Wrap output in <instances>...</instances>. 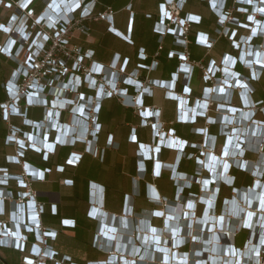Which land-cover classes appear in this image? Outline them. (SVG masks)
Segmentation results:
<instances>
[{
    "label": "built area",
    "instance_id": "2783aa9c",
    "mask_svg": "<svg viewBox=\"0 0 264 264\" xmlns=\"http://www.w3.org/2000/svg\"><path fill=\"white\" fill-rule=\"evenodd\" d=\"M36 1L0 0V9L11 12L7 22L0 23V32L6 37L0 55L13 64L3 84L6 99L0 103V119L7 124L4 146L13 151L4 156L6 167H0V249L18 252L21 264H74L58 261L50 245L57 231L42 226L41 216L47 205L38 200L39 193L32 187L43 182L51 169H35L25 161V155L34 153L47 162L57 148H74L77 144H83L84 151L89 152L101 130L98 114L102 103L116 99L137 110L141 127L151 128L152 145L137 143L138 155L152 161L151 156L156 159L161 150L175 151L179 153L177 167L182 160H194L196 170L189 177L175 170V177L185 184L177 190L182 195L185 189L197 186L205 197L188 194L185 210L179 211L164 200L166 216L179 218L181 224L179 236L170 237L168 247L161 244V233L148 220L140 223V229L147 230L150 249H145V239L136 247L121 246V240H117L113 250L106 253V262L87 264H264V121L257 119L264 116V101L252 98L253 84L259 83L264 73V0H201L216 17L215 37L198 32L196 43L210 52L223 38L233 51L225 53L219 62L209 60L206 67L191 61L187 52L189 30L200 23V16L180 17L186 0H161L154 31L161 38L171 35L183 50L168 54V58L177 55L179 64L168 84L140 80L139 70L153 71L157 61L126 72L128 59L120 66L117 62L104 66L93 60V50L71 42L79 36L90 37L86 23L105 22L108 32L132 45V18L123 36L114 29L115 12L106 8L96 13L95 0H40L43 9L39 14L33 8ZM137 57L146 59L143 52ZM194 69L201 71L206 86L200 98L191 99L189 81ZM179 75L185 80L180 95L175 92ZM158 86L168 87L167 99L176 102L177 124L193 126L198 119L204 120V127L194 131L201 136V143L181 139L171 128L165 130L159 121L161 110L144 107V99L152 97V89ZM34 108L42 110L40 120L28 119V110ZM65 114L67 122L63 121ZM12 118H19L22 126L12 125ZM211 126L218 127V135L209 133ZM129 141L136 143L135 129ZM82 156L83 152L72 150L67 162L75 168ZM14 165L19 167L18 173L9 171L8 166ZM157 168L153 175L158 178L163 168L160 166L156 173ZM56 170L62 172L64 166ZM234 171L248 175L251 184L236 188ZM63 184L73 183L64 180ZM222 188L230 190L229 198L222 197ZM152 197L151 203H161ZM49 208L55 216L56 205ZM160 214L154 210L151 216L163 219V212ZM102 215L99 206L89 207L90 219L99 220ZM60 225L74 228L75 222L61 220ZM243 232L247 235L242 248L236 247L235 240ZM108 233L98 230L97 236L102 239ZM151 253L157 255L152 261ZM124 255L136 258L127 262Z\"/></svg>",
    "mask_w": 264,
    "mask_h": 264
},
{
    "label": "crops",
    "instance_id": "0c3cea01",
    "mask_svg": "<svg viewBox=\"0 0 264 264\" xmlns=\"http://www.w3.org/2000/svg\"><path fill=\"white\" fill-rule=\"evenodd\" d=\"M95 2V11L102 12L106 8H110L115 12L114 29L123 36L127 33L129 20L132 18V23L134 21L132 33L134 45H129L122 37L108 32V25L105 22L86 23L91 31L90 37L87 39L83 36L76 37L73 39L74 43L85 49L93 50V60L104 66L114 65L116 62L120 66L123 60L129 58L126 72L138 68V62L142 61L138 59V53L143 52L148 57L147 64L158 60V44L161 43L163 37L158 39L152 32V26L157 19L159 0H95ZM33 8L39 14L43 9L42 2L37 0ZM185 12L203 16L205 22L211 20L213 14L199 0H188ZM10 14V11L0 9V23H6ZM209 30L208 26H204V32ZM5 38V34L0 32V45L4 44ZM165 43L169 47L168 38H166ZM226 50L227 47L222 46H216L210 52L205 50L199 63H206L212 59L219 62L221 53ZM173 67V62L166 60L163 53L161 54L159 70L151 72L140 69V80H157L160 83L167 82L168 84L167 76ZM12 68L13 64L0 55V102L6 99L3 84L8 79ZM197 71L199 75V69ZM199 83L197 76L191 85L196 92L194 98L200 92ZM182 86H184L183 82L176 85L175 92L178 95L181 92L179 88ZM253 87L255 89L252 96L253 100L264 99V73L261 81L253 84ZM167 90L168 87H154L152 97L144 99V107L160 109L159 121L164 124L165 130L176 128L178 131L176 135L180 136L181 139L185 138L181 137V132L191 134L193 139H188V142L195 143V128L204 127V121L193 126L177 124L174 104L167 99ZM98 115L101 130L96 141L92 142L89 152L84 151L83 144H77L74 148H57L54 155L49 156L47 162L41 160L37 154L29 153L27 155V162L35 169H51L43 182H36L32 187L34 191L39 193L38 200L47 205L41 216L42 226L48 230L57 231V238L50 245L57 252L58 261L67 262L69 260L75 264L106 262L108 259L106 253L113 250L117 240L118 242L121 240V246L127 244L128 247L131 245L136 247L141 245L145 239V249H150L149 234L147 230L140 229V223H145L148 220L151 221V226L156 227L157 231L161 233V244L163 246L167 244L168 247L170 237L179 236L181 224H179V218L176 220L171 216H166L168 212L165 210L164 200L170 203L175 211H179L180 208H185L186 201L189 199L188 194L205 197V194L196 190L195 187L193 191H184L182 195L177 190V188L185 185L181 178L175 177V170L180 165L177 167L179 153L161 150L156 159L154 154L151 156L152 161H144L138 155V148L135 143L128 139L131 130L135 129L138 143L144 145H152V136L147 127L140 126L142 117L137 110L121 104L116 99H111L103 102ZM27 117L37 121L42 118V112L38 108L29 109ZM68 119V115L65 114L63 121L67 122ZM257 119L264 121V116L259 115ZM10 123L17 127L22 126V121L19 118H12ZM210 130L215 131L216 128L211 127ZM6 134L7 124L0 120V167H6L4 156L13 153L11 148L3 145V138ZM201 142L202 138L199 140V143ZM72 150L79 153L83 152V156L75 168L67 162ZM191 152L195 153V151ZM156 165L158 167L156 173L159 172L160 166L163 168L158 178L153 175ZM57 166H64V170L62 172L56 170ZM8 168L11 173L20 171L16 165L8 166ZM195 170L194 160L187 162L184 160L182 169L176 171L186 173L189 177ZM233 174L236 176V188H244L251 184V178L248 175L238 171H234ZM176 179H178L177 187L175 185ZM64 180H72V186H65ZM221 195L223 198H229L230 190L222 188ZM151 196L155 200L160 199L161 203L159 200L158 203H151L149 201ZM250 197H253L251 193L249 194ZM51 204L56 205L57 214L55 216L50 212L49 205ZM94 205L99 206L102 211L103 215L99 220L90 219L87 216L89 207ZM154 210L156 213L163 212L165 217L163 219L152 218L151 214ZM201 213L202 207H199L198 215ZM207 219L208 217L205 216L204 220ZM61 220H74V228H62ZM13 230L18 232L17 228H13ZM98 230L109 232V237H102L101 239L100 235L97 236ZM96 237L97 240L95 241ZM166 239H168V243H164ZM244 239L239 236L235 240V246L242 248ZM130 240L132 244L129 243ZM124 256L127 262L128 259L136 258V256ZM153 258H157V255L153 257V253H151L150 261ZM118 262L121 263L119 259ZM0 264H21L20 254L12 249H0ZM47 264L52 263L47 262Z\"/></svg>",
    "mask_w": 264,
    "mask_h": 264
},
{
    "label": "trees",
    "instance_id": "16d2710c",
    "mask_svg": "<svg viewBox=\"0 0 264 264\" xmlns=\"http://www.w3.org/2000/svg\"><path fill=\"white\" fill-rule=\"evenodd\" d=\"M161 2V0H159V3ZM199 2L200 3H204L205 5H206V8H207V10L209 11V12H211L210 11V9H209V5H208V3L206 2V1H201V0H199ZM159 3H158V5H157V15H156V17H157V19H156V21L153 23V26H152V32H154L155 33V35H156V37L159 39V37H160V35L159 34H157L155 31H154V25H155V23L156 22H158L159 21V19H160V13H159ZM187 5H188V0H186V2H185V4L182 6V8H181V11H180V17L181 18H186L187 17V15H189L188 13H186L185 12V10H186V7H187ZM96 13H98L97 11H95ZM149 17L151 18V16L149 15ZM200 23L198 24V25H191V28H190V30H189V34H188V44H187V52H188V54H189V59L191 60V61H195V62H199L200 60H201V58L203 57V53H204V51H205V49L204 48H202L201 46H199L197 43H196V34L198 33V32H200V33H204V34H208L209 36H211V37H215V35H214V29L216 28V17L212 14V19L211 20H209V21H207V22H205V20H204V17L203 16H200ZM133 26H134V21H133V23H132V31H131V42H132V46L134 45V41H133V38H132V33H133ZM204 26H208V28H210V30L208 31V32H204ZM161 38V37H160ZM166 38H168L169 39V47L168 46H166V43H165V40H166ZM157 39V40H158ZM73 44H76V45H79V44H77V43H74L73 42V39H72V41H71ZM128 44V43H127ZM79 46H81V45H79ZM216 46H222V47H227V50L226 51H224V52H222L221 53V57L225 54V53H230V54H233V51H232V49H231V47H230V45H229V42L227 41V40H225V39H223V38H220V39H218L217 40V43H216V45L214 46V48L216 47ZM82 47V46H81ZM158 48H159V54H158V60H157V67H156V69L155 70H153V71H151V72H157L158 70H159V67H160V59H161V54H165V59L166 60H169L171 63L173 62V64H174V67H173V69H172V71L171 72H169V74H168V82L171 80V76L173 75V74H175L176 72H177V69H178V66H179V64H178V57H177V55H173V57L172 58H168V54L170 53V52H174V53H181L183 50H182V48H180V47H178V46H176L175 45V40H174V38L171 36V35H166V36H164L163 37V39H162V41H161V43L160 44H158ZM213 48V49H214ZM128 59V62H129V58H127ZM148 57H146V59L145 60H142V61H139L138 62V67L139 66H145V67H148L151 63H149V64H147L148 63ZM128 62H127V65H128ZM208 62H209V60H208ZM208 62H206V63H204V62H201V64H202V66L203 67H206L207 66V64H208ZM12 63V62H11ZM127 65H126V67H127ZM145 70V69H144ZM200 71V70H199ZM198 73V71H197V69H194L193 70V73H192V76H191V79H190V81H189V88H190V91H191V99L192 98H194V96H195V94H196V92H194V90H193V88L191 87V85L193 84V82L196 80V77L198 76V78H199V84H200V92H199V94H197L198 96H196V98H200L201 96H202V93H203V88L206 86V84L203 82V80H202V77H201V71H200V73H199V75L197 74ZM180 82H183L184 84H185V80H183L182 79V76L181 75H179L178 76V80H177V82H176V85L178 84V83H180ZM182 88H183V86L182 87H180L179 88V90L180 91H182ZM129 93L130 94H132L133 92H132V89L131 88H129ZM4 94H5V92H4ZM261 100H263L264 101V99H261ZM107 101V100H106ZM171 101V100H170ZM105 102V101H104ZM173 104H174V109L176 110V102H174V101H171ZM0 103H2V102H0ZM143 104H144V101H143ZM102 105H103V103H102ZM102 105H101V107H102ZM100 110H101V108H100ZM29 111V110H28ZM41 112H42V110H41ZM100 112V111H99ZM27 115H28V112H27ZM1 120V119H0ZM2 121V120H1ZM200 121H204L203 119H198L197 120V123H196V125L198 124V122H200ZM98 122L100 123V121H99V115H98ZM100 125H101V123H100ZM211 127H214V128H216V130L215 131H211L210 130V128ZM210 128H209V133L210 134H212V135H218V127L217 126H211ZM149 130H150V132H151V136H152V131H151V128L150 127H147ZM171 129H173L174 131H175V133L176 134H178V131L176 130V128H171ZM131 134V133H130ZM181 137H185L184 138V140H186V141H188V139L189 140H192L193 139V135H191V134H186L185 132H181ZM135 136H136V133H135ZM178 136V135H177ZM129 137H130V135H129ZM179 138H180V136H179ZM129 139V138H128ZM201 139V136H199V135H195V140H196V142L195 143H199V140ZM137 143H138V140H137V138H136V143H135V145H136V147L138 148V145H137ZM219 143H222V139H220L219 140ZM3 145H4V138H3ZM67 148V147H66ZM188 151H194V150H187V152ZM30 153V152H29ZM29 153H27L26 155H25V161H27V155L29 154ZM41 158V157H40ZM186 162H187V160H185ZM183 163H184V160L183 161H181V163H180V165H179V167H178V169H182V166H183ZM195 187V189L196 190H198V188H197V186H193L192 188H190L189 190L188 189H185V192L186 191H193V188ZM246 232H243L240 236H242L243 238H245L246 237ZM75 264V263H74Z\"/></svg>",
    "mask_w": 264,
    "mask_h": 264
},
{
    "label": "snow or ice",
    "instance_id": "6c2138e0",
    "mask_svg": "<svg viewBox=\"0 0 264 264\" xmlns=\"http://www.w3.org/2000/svg\"><path fill=\"white\" fill-rule=\"evenodd\" d=\"M26 6V5H25ZM5 31H7V29H5ZM49 147H51V146H49ZM157 215H161L160 213H157Z\"/></svg>",
    "mask_w": 264,
    "mask_h": 264
}]
</instances>
